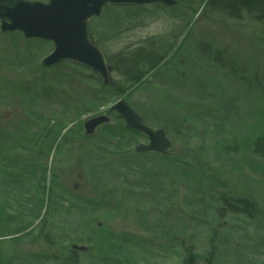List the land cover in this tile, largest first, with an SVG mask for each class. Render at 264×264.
<instances>
[{"label":"rangeland","instance_id":"obj_1","mask_svg":"<svg viewBox=\"0 0 264 264\" xmlns=\"http://www.w3.org/2000/svg\"><path fill=\"white\" fill-rule=\"evenodd\" d=\"M188 5L165 6L176 8L178 19L158 5L143 6L146 14L126 6L139 17L122 25L117 38L112 36L118 15L111 10L90 22L115 86L125 82L114 67L120 53L152 39L161 50L155 58L173 50L139 82L143 85L119 98L89 68L67 61L44 68L54 44L19 32L3 34L0 22V264H63L68 249L80 264H180L182 244L196 247L205 259L214 239L215 262L264 264V161L253 153L254 141L264 134V26L250 30L245 20L233 22L208 6ZM187 17L190 25L183 28ZM235 64L240 75L231 73ZM122 99L136 111L157 101L182 114L165 131L171 148L164 156L203 162L194 165L198 178L164 174L160 154L135 157L136 146L148 144V138L118 124V132L108 135L102 126L87 147L74 138L47 159L44 140L55 124L67 129L85 124ZM40 177L47 188L59 187L54 204L47 198L41 203ZM224 196L250 200L257 208L254 217L224 214ZM47 254L57 258L48 261Z\"/></svg>","mask_w":264,"mask_h":264},{"label":"trees","instance_id":"obj_2","mask_svg":"<svg viewBox=\"0 0 264 264\" xmlns=\"http://www.w3.org/2000/svg\"><path fill=\"white\" fill-rule=\"evenodd\" d=\"M179 1V7L182 5H184L185 7H190L191 4L193 5L194 3H199L201 5H203V7H206L207 10V6L211 9V12L213 15H222L224 14L225 18L231 21H236L238 23H240V21H244L246 22V24L248 25V27L252 28L253 25L256 26H264V0H184L183 2L180 0ZM141 9L145 12L144 14H146V9L143 6H140ZM157 9H161L163 8L164 10H166L169 13V16L171 17H175L176 19H178V16L175 14L177 12H175L176 8H166L165 6H161V7H157L155 6ZM152 8V7H151ZM178 8V7H177ZM208 8V9H209ZM126 6H118V7H114V6H108L107 10H111L109 12V14L114 13L116 15H118V22L115 24V30H117V32L112 36V38H117L119 37V35L121 34V30H119V28L124 25L126 22L129 21L130 18L134 17V18H138L139 14L137 13H129L128 10H126ZM105 10V12L107 11ZM118 10L120 12H122L121 14L118 13ZM104 12V13H105ZM124 12V13H123ZM196 12L195 10L193 11ZM198 13V12H197ZM196 13V14H197ZM189 17L186 18V20L183 23L182 27L186 28L190 25V20L188 19ZM91 33V32H90ZM252 33V32H248ZM92 35V34H91ZM109 41V40H108ZM155 40H151V41H145L146 43H143L141 46L132 49L129 53H120L119 55H117L115 57V71L119 73V77L121 78H125V82L122 83V85L117 84L115 86V84H111V85H105L104 84V80L103 78L99 77V81L101 80V82L103 83L104 87H102L103 89L109 88L112 89L110 92L111 97L113 98H119L122 95L128 93L131 89H133V87H138L140 85L143 84H139V82H141L143 80V78H145L148 73L153 72L154 69H156L157 67H160L161 64H163L165 62V59L170 55V53L173 51H164L163 54L158 55L156 58L154 57V53L155 51L159 52L160 50V46L158 45V41ZM220 54V53H219ZM216 61H218L219 59L221 61H224V58L220 57L219 55L215 56ZM232 60V62L234 61V58L231 57L230 61ZM109 63V62H108ZM234 63H236V61H234ZM111 64V63H110ZM124 65H127V68H121ZM223 66V65H222ZM121 68V69H119ZM229 68H232L233 70L231 71L232 75H240L239 74V70L238 68H236V64L234 66H229ZM121 71V72H119ZM157 74V73H155ZM178 74V73H177ZM231 75V76H232ZM173 76V75H172ZM178 77L181 78V76L178 74ZM212 82L213 80H207ZM214 82V81H213ZM216 84V82H214ZM150 84V83H149ZM210 84V83H209ZM106 86V87H105ZM182 86V85H180ZM210 87V85H208L206 88ZM211 89L213 90V88L211 87ZM136 91H138L136 89ZM155 105H159L158 108H154ZM137 111L140 113V116L143 118L144 123L147 125H152L154 126V128H160L163 129L164 131L171 130L172 129V125L171 122H177L178 118H182V114L178 111H174V109H169L167 106L165 107L163 104L155 101L152 105H150L149 107L147 106H143L141 109L137 108ZM108 115L111 117V122H116L120 125H122L123 121L120 117H118L114 112H108ZM177 125V123H176ZM83 124L82 123H77L74 128H70V130L64 135L63 132L67 129V126L62 125L61 123L59 124H55L53 126V132L52 134H48V136H45V140L44 142H46V148L49 150V154H46L47 159L49 158V156L52 154V151L55 149V156L54 159L56 157L57 154L60 153V150L63 149L64 147H67L68 145L70 146V144H72L74 142V138H77L81 143H82V147H87V145L91 144L95 139L94 137L89 138L85 133H83V129H82ZM121 128H125L123 125L120 126ZM178 127V126H177ZM103 128H106V132H108L107 134H113L115 132H118L116 129H112L109 128L108 126L103 125ZM128 133V132H127ZM167 133V132H166ZM129 134H134V133H130ZM63 135V136H62ZM138 138V134L135 135ZM61 139V140H60ZM60 141V142H59ZM59 142V145H57ZM45 144V143H43ZM32 150L35 152V149L32 146ZM40 153V152H39ZM253 153L258 155L263 161H264V134L259 136L255 141H254V145H253ZM43 157L44 155L42 153H40ZM154 155V154H152ZM146 154L143 153H138L136 151V156L138 158H142L145 157ZM159 158L161 159V161L163 162V167L161 169H163V173L166 175H170L172 174L173 176L178 175V174H186V176H188L189 178H192L195 176V178L199 177V170L196 169V167H194V165H199L201 166L202 164H204L203 162H198L196 161L197 159L193 158L194 161H196V164H193L191 161L192 160H188L186 157L179 155V156H171L168 155V157L166 156H159ZM38 161L36 162V166L39 167V165H42L41 163V158L38 156L37 157ZM201 164V165H200ZM44 167V165H43ZM153 170V168H152ZM45 172H47V174H50V171L48 170V167H44ZM170 173V174H169ZM53 174V173H52ZM51 174V175H52ZM54 177H56L55 174H53ZM201 178V177H200ZM40 179L41 182H40ZM181 179H185L184 177ZM39 182L37 183V189L39 188L41 190V194H40V201L42 203V201H47L48 200V204H54V200L55 197L57 195H59L61 192L58 191L59 187H57L54 183H51V186L49 188H47V186L45 185V179L44 178H39ZM127 182V181H126ZM126 182H124V185L122 184V186H125ZM92 186H94L93 183H90ZM127 185H130L127 183ZM121 186V185H120ZM134 185H131V189L133 188ZM139 186V184L136 185V187ZM57 187V188H56ZM100 186H94L92 187V191L97 190ZM130 189L126 188V192H130ZM96 193V192H95ZM129 194V193H128ZM47 197V200H46ZM222 204L225 206L224 207V214L226 213H230L233 215H241L244 214V218L246 219H250L253 218L257 208H255V206H253L252 202H250V200H238V199H232L230 200L228 197H225L222 199ZM252 204V205H251ZM1 212V211H0ZM221 213V212H220ZM2 215V212L0 213V216ZM3 216V215H2ZM1 216V217H2ZM11 220V219H10ZM8 229L10 227H7ZM1 235H8L7 232L5 234H1ZM216 238V237H215ZM211 239V237H210ZM215 240V239H214ZM213 240V241H214ZM48 241V240H47ZM212 241V240H211ZM210 243L209 247L207 248L209 251H211L210 256L205 259H201V257L199 255H197L194 252V249L196 247L187 249L185 246L183 248V244H182V249L184 250V259L182 261V263L180 264H202V263H206V264H219L217 262H215V258H216V250L214 248V244L215 242ZM68 249V248H67ZM45 250L51 252V250H49L47 248V244L45 246ZM63 255H68V257H65L62 255L61 259L64 260L63 264H80L78 262L77 259V253L76 252H72L71 250H64ZM43 258H45L48 261L54 262L57 257L55 255H50L47 254L45 255Z\"/></svg>","mask_w":264,"mask_h":264},{"label":"water","instance_id":"obj_3","mask_svg":"<svg viewBox=\"0 0 264 264\" xmlns=\"http://www.w3.org/2000/svg\"><path fill=\"white\" fill-rule=\"evenodd\" d=\"M28 2L26 0H0V22L3 34L19 32L28 40L53 42L55 52L42 63L51 68L63 61H72L91 68L109 82V69L102 52L89 36V20L100 17L109 5H146L158 4L174 6L175 0H47ZM112 110L125 120L127 127L148 137L149 144L138 147L139 152L166 155L171 141L162 129L144 125L139 116L124 100L113 105ZM105 115L92 118L84 124L85 134L92 136L103 124L108 123ZM85 252L87 248L73 247Z\"/></svg>","mask_w":264,"mask_h":264},{"label":"bare ground","instance_id":"obj_4","mask_svg":"<svg viewBox=\"0 0 264 264\" xmlns=\"http://www.w3.org/2000/svg\"><path fill=\"white\" fill-rule=\"evenodd\" d=\"M176 1V0H175ZM177 2V1H176ZM152 5H158V4H150V6H152ZM109 6H114V5H109ZM118 6H125V5H118ZM118 6H114V7H118ZM133 6H135V5H133ZM140 6H146V5H140ZM140 6H136V7H140ZM149 6V7H150ZM158 6H165V5H158ZM174 6H179V4H178V2H177V4L176 5H174ZM108 7V6H107ZM107 7L105 8V10H107ZM167 7H170V6H167ZM105 10L103 11V13H102V15L104 14V12H105ZM101 15V16H102ZM100 16V17H101ZM100 17H97V18H100ZM96 17H93V18H91L89 21L91 22V21H93L94 19H97ZM90 22H89V24H88V27H87V29H88V31H89V36H90V39L92 40V42H94L95 43V45H96V47H97V49H99L100 50V52H102V50H101V48H99V46L97 45V43L94 41V38L92 37V35H91V31L89 30V26H90ZM40 41V40H39ZM42 42V41H41ZM45 42V41H44ZM43 42V43H44ZM52 44H54L53 42H52ZM55 49H56V45L54 44V50H53V52L49 55V56H51L54 52H55ZM102 54H103V57H104V61H105V63H106V65L107 66H109V63H108V58H107V55L104 53V52H102ZM48 56V57H49ZM67 62H72V61H67ZM66 62L65 61H63V62H61V63H58V64H56V66H60L61 64H65ZM72 63H74V64H79V63H75V62H72ZM79 65H81V64H79ZM56 66H54V67H51V68H48V69H54V68H56ZM81 66H83V65H81ZM83 67H85V66H83ZM85 68H89V67H85ZM89 69H91V68H89ZM91 71L92 72H94L92 69H91ZM96 73V72H95ZM109 74V73H108ZM110 76V75H109ZM118 103V102H117ZM117 103H115V104H117ZM114 104V105H115ZM113 107V106H112ZM109 111H113L112 110V108L109 110ZM114 112V111H113ZM116 113V112H115ZM90 121V120H89ZM89 121H87V122H89ZM86 122V123H87ZM114 123H116V122H111V120L109 119V122L108 123H105V124H103V125H105V126H108L109 128H114V129H116L117 127H116V125L118 124V123H116L115 125H114ZM102 125V126H103ZM124 127H125V129H127V132L129 131L130 133H135V131L134 130H132V129H130L129 127H127V125H126V123L125 122H123V124H122ZM122 125H120V124H118V126L120 127V126H122ZM102 126L99 128V129H101L102 128ZM83 129H84V123H83ZM150 127V126H149ZM71 128V127H70ZM70 128L69 129H67V131H66V133L70 130ZM121 128V127H120ZM99 129L92 135V136H88L89 138H92V137H95V135H96V133L99 131ZM117 130V129H116ZM118 131V130H117ZM138 133V132H137ZM138 134H140V133H138ZM167 136V135H166ZM169 138V137H168ZM170 140V139H169ZM148 144H149V139H148ZM147 145V144H146ZM145 145V146H146ZM139 146H141V145H139ZM139 146H136V151L138 152V153H143V154H154V155H157L156 153H148V152H146V153H144V152H139L138 151V147ZM167 155V154H166ZM162 156H164V155H162ZM47 198V197H46ZM209 251V250H208ZM211 251H209V253H210ZM211 254V253H210ZM206 258V257H205Z\"/></svg>","mask_w":264,"mask_h":264}]
</instances>
